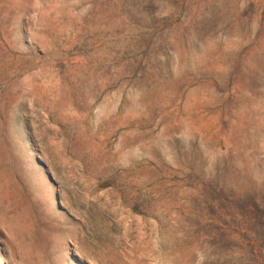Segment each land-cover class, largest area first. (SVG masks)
<instances>
[{
	"label": "rangeland",
	"instance_id": "obj_1",
	"mask_svg": "<svg viewBox=\"0 0 264 264\" xmlns=\"http://www.w3.org/2000/svg\"><path fill=\"white\" fill-rule=\"evenodd\" d=\"M0 264H264V0H0Z\"/></svg>",
	"mask_w": 264,
	"mask_h": 264
}]
</instances>
